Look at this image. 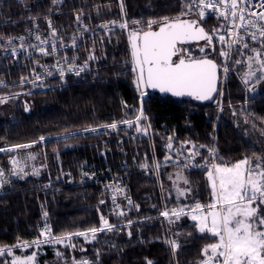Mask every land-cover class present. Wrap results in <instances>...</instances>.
Here are the masks:
<instances>
[{"label":"trees","instance_id":"trees-1","mask_svg":"<svg viewBox=\"0 0 264 264\" xmlns=\"http://www.w3.org/2000/svg\"><path fill=\"white\" fill-rule=\"evenodd\" d=\"M124 5L129 21L174 17L181 10V0H124ZM80 10L90 12L98 24L116 18L120 7L113 0H72L58 8L47 1H38L30 9L6 2L0 6V35L23 33L32 24L30 17L51 16L59 31H70L75 27V15ZM216 23L210 17L205 26L211 29ZM137 27L143 25L129 24L130 31ZM102 36L103 44L100 43ZM203 44L190 47L195 57L204 55L198 52ZM219 47L217 45L216 53L210 54L218 64L223 62L218 54ZM88 49H94L98 59L89 61L90 67L81 77L66 75L64 82L54 74L43 78L42 86L30 82L21 86V76L34 79L28 71L38 68L35 60L40 64H53L60 56H36L25 65L15 61L9 69L0 66V78L8 82L6 87H0V96L7 98L19 94L6 105H0L1 113L4 107L9 110L5 118H0V147L31 143L44 136L43 144L36 143L24 151L40 152L48 169L40 178L13 180L0 192V247L31 242L39 237L44 226V212L48 213L54 234L98 227L102 212L117 230L99 233L91 243H85L83 237H73L75 249L49 244L37 250L33 245L13 248V255L24 257L36 252V264H73L74 258L77 261L87 259L91 264H147L148 260L152 264H199L204 258L202 249L215 238L200 233L189 215H181L179 219L171 217L173 222H170L160 213L166 207L186 205L188 212L196 202L207 204L211 201L207 176L210 167L191 165L209 164L208 149L213 145L215 133L217 164L230 166L245 157H262L264 81L249 93L241 79L246 67L229 64L235 70L224 75L223 108L219 115L210 104L153 94L143 100L147 119L140 123L151 126L147 135L124 124H119L118 131L105 129L100 125L123 119L135 121L141 107L142 97L133 82L129 34L117 31L86 37L67 56H78L76 63L82 64ZM220 75L222 77V70ZM26 103L27 112L24 110ZM245 120L263 138L261 146L250 143L241 133L238 125ZM86 127H96L98 131L89 133L84 131ZM170 136L173 137L172 149L167 148ZM184 141L205 146L199 148L200 155L195 160L188 158L187 148L182 147ZM16 152L0 153V164L7 169L9 156ZM166 156L172 159L165 160ZM145 162L149 164L147 170L141 167ZM157 163L160 167L154 169ZM186 164L189 166L182 167ZM85 172L89 175H83ZM173 173H182L190 181L192 195L188 199L179 201L176 195L166 197L164 191L170 186L169 176ZM115 177L128 189V198L133 201L130 208L124 207L127 202L117 201L125 211L124 216L116 214L118 209L114 211L111 201L109 186ZM101 200L105 203L100 204ZM134 205H139V210ZM129 219L133 222L130 228L127 226ZM172 240L179 245L175 253L167 243ZM81 247L86 251H80ZM58 251L63 257L56 255ZM12 258L0 257V264Z\"/></svg>","mask_w":264,"mask_h":264},{"label":"snow or ice","instance_id":"snow-or-ice-1","mask_svg":"<svg viewBox=\"0 0 264 264\" xmlns=\"http://www.w3.org/2000/svg\"><path fill=\"white\" fill-rule=\"evenodd\" d=\"M22 2V0H21ZM61 0H52L53 4L60 3ZM119 7L122 17L126 15L124 0H120ZM83 11L80 10L76 15V23L81 24ZM196 17V18H192ZM214 18L216 25L208 29L205 24L208 18ZM35 21V17H30ZM49 28L47 38L35 34V40L38 44L25 43V36H3L0 35V52L5 54V58L19 59L21 53H27L28 58H32V53L28 49L37 50L43 56H52L59 54L60 59L56 60L54 65L40 64L35 60L38 67L43 69V75L52 76V71L59 75L61 82L67 74L80 76L81 73L89 69V61H96L98 57L94 49H88V55L82 64H77L78 56L68 57L63 54V49L68 47L77 48L76 35L71 38V43L67 44L58 35L53 27L50 18H46ZM100 24L98 27L105 29L108 33L113 32L115 26L123 30H128L129 24L143 25L130 31L129 41L131 44V63L134 74V84L140 91L141 97L146 95L144 91L147 88L158 89L161 93H170L173 97H191L198 101L212 100L214 94L218 92L217 81L218 72L222 70L227 76L230 70H235L232 66H245L246 71L242 72L241 79L249 93H253L256 85L264 81V0L253 3V0H181V10L174 17L163 16L160 18H150L147 21L127 20L122 22L111 21ZM83 31H88L86 26ZM31 35V30H29ZM18 40L19 46L13 42ZM204 44L198 48V52L204 54L197 58L192 50L184 47H178L191 42H201ZM95 43V42H94ZM100 43H104L103 36ZM59 45V47H58ZM223 58L222 63H217L215 59L210 58L211 53L217 52ZM234 54H236L234 56ZM259 73V75H257ZM34 79L21 76V86L30 82L36 86H42L43 75L31 70ZM37 82H41L38 84ZM0 86H6L0 81ZM31 93H29L30 95ZM223 93L220 92V95ZM19 94H12L10 97L0 96V105L8 103L9 99H15ZM127 108V105H124ZM24 110L29 111L27 103ZM233 115H236L234 112ZM147 119L143 110V100L138 109V115L135 121L132 119H123L119 122L100 125L101 128L119 130V124L127 125L129 128L136 127L137 132L143 131L147 135V129L151 127L142 126L141 120ZM245 123H248L245 120ZM86 132H97L96 127H86ZM173 137H168L167 148L172 149ZM45 137L41 136L39 141L31 143L15 144L10 147H0V153L16 152L20 149L33 148L36 143L43 144ZM190 145V147H188ZM182 147L187 148L188 158L195 160L200 155L199 147L192 141L182 142ZM213 156L216 155L215 148L208 149ZM35 153H27L19 159L10 157L13 165L12 176L24 179L27 175H38L39 170L33 169L32 173H26L24 166H21V160H35ZM171 156H166L165 160H171ZM189 165H184L188 167ZM192 167H205L199 162L192 164ZM144 169L149 168L147 162L141 164ZM155 168H159L157 163ZM83 175L88 176L85 172ZM211 188V201L207 204L196 202L190 207L188 212L185 207L167 208L160 213L161 216L169 219L175 217L179 219L181 215H190L193 221H196V227L200 233H207L215 240L207 244L201 251L204 257L199 264H264V157L257 156L255 161L245 157L230 166L213 163L207 172ZM182 180L184 185H190V181L180 174H177V181ZM177 181H173L174 186ZM11 181L5 178L4 169H0V189ZM114 192H123L118 187H113ZM178 197H187L192 195L190 186L180 188L176 187ZM114 211L119 209L116 214L124 216L125 211L117 203V196L112 197ZM129 205L133 201L126 197ZM105 201L101 200L100 204ZM139 210V205H134ZM155 207V206H153ZM100 212V209H97ZM48 213L44 212L45 225L40 231L39 237L31 242L23 241L14 246L0 247V257L11 256V261L4 260L3 264H35L36 252L21 257L13 255V248H31L33 245L39 250L42 244H64L65 247L75 249L76 244L73 237H83L85 243H91L97 239L99 233L113 232L117 226L110 223L108 218L101 212L100 225L92 226L84 231L76 230L61 234H54L51 227L47 224ZM132 220L127 221L130 228ZM131 237V231L128 232ZM43 237V239H41ZM67 242V243H65ZM173 252L179 247L175 240L167 241ZM80 251H86L83 247ZM58 257H63V253L57 252ZM99 256V251H97ZM73 264H91L87 259L79 261L73 259ZM147 264H152L148 260Z\"/></svg>","mask_w":264,"mask_h":264},{"label":"built area","instance_id":"built-area-1","mask_svg":"<svg viewBox=\"0 0 264 264\" xmlns=\"http://www.w3.org/2000/svg\"><path fill=\"white\" fill-rule=\"evenodd\" d=\"M38 1H47L53 7L58 8V7L66 4L68 2H71L72 0H61V2L57 3V4H53L52 0H22V2H21V0H0V6L2 4L6 3V2H12V3L18 4V5H21V6L25 7V8H29L30 9L31 6L33 4H35V3H37ZM113 1H116L118 4L120 2V0H113ZM258 2H259V0H253V3H258ZM82 11H83V16H82L83 23H82V25L81 24H77L76 23V19H75V27L73 29H71L70 31H66V32L65 31L64 32L63 31H59L56 28V26L54 25V21H53L52 17L48 16V17H45V18H42V19L37 18V19H35V21L33 20L32 24L29 25L24 30L23 33H20V34H17V35H13V36L14 37L25 36L26 37L25 43L38 44L39 42L35 40V34H37V27L36 26H38V34H40L42 37L47 38L48 35H49V31L50 30L48 28V23H47V19L46 18H50L51 21H52L53 27L57 30L58 35L64 40L65 43L70 44L72 36L76 35L78 37L77 44L79 46V42L84 40L86 37L94 38L97 34H110L105 29L98 27L100 24L109 23V26L112 27V25L110 23L111 21L115 20V21H118V22H122V20L127 19L126 15L122 17L121 10H119V15L116 18L111 19L109 21H105V22H101V23L96 24V22L93 19V17L91 16L90 12H87L85 10H82ZM77 13H76V15H77ZM76 15H75V18H76ZM84 26H86L88 28V31H86V32L83 31V27ZM29 30H31V33H32L31 35L29 34ZM117 31H124V32L129 34L130 33V28L128 27V30H123V29L119 28V26L117 25V26H115L113 28V32H117ZM3 36H7V35H3ZM0 43H3V41H0ZM13 43L16 44L17 46H19L20 42L18 40H16ZM58 47H59V45H58ZM77 48H75V49H77ZM75 49L72 48V47H68L66 49H63L62 51H63V54L67 55L69 53V51L75 50ZM28 51L32 53V58H34L36 56H43L37 50L28 49ZM58 56H60V55L56 54V55L44 56V57H58ZM32 58H28L27 53H21L19 55V59L18 60L12 59V58H5V54L3 52H0V66L2 65L5 69H9V67L15 61L18 62V63H21V65H25L27 63V61L32 59ZM56 60L57 59H55L53 64H47V63H41V64L54 65L56 63ZM31 70L32 69H30L28 72H29L30 76L33 77L31 75ZM52 71H53L54 74H57L55 72V68H53ZM36 72L41 73L43 75V69L40 68V67H38L36 69ZM82 74L83 73H81V75ZM67 75L75 76L74 74H67ZM81 75L80 76H75V77L79 78V77H81ZM46 77H51V76L43 75V78H46ZM0 81H3L4 84L7 86L8 82H7L6 78H0ZM223 82H224V74L221 77L220 92H222ZM6 86H0V87H6ZM220 92H219V95H218L219 105L222 102V95H220ZM143 110H144V108H143ZM214 148H215L216 154H217L216 146H214ZM213 163H216V155L213 156V162L209 163L208 166L211 167V165ZM110 185L113 186V187H118V188H121V189L124 190L123 192H114L113 188H111V197L115 194L117 196V201L127 202V204L124 207L125 208H130L131 205L128 204V200L126 199V197H128V194H127L128 189L125 186H122L121 181L117 177H115V178H113L111 180ZM111 201H112V199H111Z\"/></svg>","mask_w":264,"mask_h":264},{"label":"rangeland","instance_id":"rangeland-1","mask_svg":"<svg viewBox=\"0 0 264 264\" xmlns=\"http://www.w3.org/2000/svg\"><path fill=\"white\" fill-rule=\"evenodd\" d=\"M247 70V69H246ZM257 75H259V73H257ZM6 105V104H5ZM218 106V107H217ZM216 107H214L215 109H216V111H217V115H219L220 113H221V111H222V108H223V105H222V102L220 103V105H219V102H218V105H217ZM241 109V108H240ZM251 111V110H250ZM7 114H9V110L6 108V107H4L3 108V110H2V113H1V111H0V118H5V116L7 115ZM219 122V119L217 118V120H216V124ZM239 123V122H238ZM243 123H245L244 121H242L241 123H240V125H238L239 126V128H240V131H241V133L243 134V136L250 142V143H252V144H256V146H261V144H263V138L262 137H260L259 136V134L258 133H255L254 131H253V129H252V126L250 127V125H247V124H245V126H242V124ZM216 131H217V129H216ZM215 135H216V133H215ZM214 135V141H213V145H212V147L211 148H214V146H216V149H217V141H216V136ZM255 142V143H254ZM216 143V144H215ZM188 147H190V145L188 146ZM210 148V149H211ZM217 151H218V149H217ZM27 153H35L36 154V159L35 160H21V166H24V169H25V172L26 173H32V171H33V169H38L39 170V174L38 175H27V176H25V178L24 179H20L19 177H17V176H12L11 175V169H12V167H13V165L11 164V161H10V156H9V158H8V168L6 169L3 165H1L0 164V169H4V171H5V178H7V179H9L10 181H13V180H25V179H27V178H31V177H33V178H40L41 176H43V175H45L46 173H48V169L46 168V164H45V162H44V158H43V155L40 153V152H37V151H31V150H26V151H24V149H20V150H18L13 156H11V157H16L17 159H19L21 156H26L27 155ZM210 154V153H209ZM262 157H264V152H263V155H262ZM210 162L209 163H212L213 162V155H211L210 154ZM253 161H255V158H253L252 159ZM216 164H217V160H216ZM206 166H208V165H206ZM182 167H184V166H182ZM211 168V167H210ZM154 169H156L155 167H154ZM177 174H180V175H182L181 173H176L175 175H174V177H175V179H176V181H177ZM183 176V175H182ZM184 177V176H183ZM182 182V180H180V181H177V183L178 184H180ZM8 185V184H7ZM7 185H5V187L7 186ZM183 186V185H182ZM4 187V188H5ZM3 188V189H4ZM3 189H0V192H2L3 191ZM121 209H123V208H121ZM119 211V209L116 211V212H118ZM49 218L47 217V220H46V222H47V224L50 226V224H49ZM196 222V221H195ZM44 225H45V221H44ZM44 227V226H43ZM51 227V226H50ZM42 239H43V237H42ZM66 243V242H65ZM42 245H49V244H42ZM62 246H64V244H61ZM35 264H36V262H35Z\"/></svg>","mask_w":264,"mask_h":264},{"label":"water","instance_id":"water-1","mask_svg":"<svg viewBox=\"0 0 264 264\" xmlns=\"http://www.w3.org/2000/svg\"><path fill=\"white\" fill-rule=\"evenodd\" d=\"M200 43H204V42L203 41H201L199 43H197V42H191V43L186 44V45L200 44ZM130 46H131V44H130ZM182 46H185V45H182ZM178 47H180V46H178ZM218 77H219V79L217 81L218 92L216 94H214L213 99L212 100H209V101H198V100H194L191 97H187V96H185V97H173L170 93H161V92H159L158 89H151V88H147V89L144 90L146 92V95H144L142 97V100H147L150 95L158 94L161 97H170V98L176 99V100H182V99L192 100V101H194L196 103H200V104H210V105H213L214 107H216L218 105V102H219L218 95H219L220 87H221V75H220V71L218 72Z\"/></svg>","mask_w":264,"mask_h":264},{"label":"crops","instance_id":"crops-1","mask_svg":"<svg viewBox=\"0 0 264 264\" xmlns=\"http://www.w3.org/2000/svg\"><path fill=\"white\" fill-rule=\"evenodd\" d=\"M245 124H246V123H243V126H245ZM175 174H176V173H173V174H171V175L169 176L170 186H169L168 188H166L165 191H164V193L166 194V197H167V198H168V197H169V198H172L173 195H176L179 201H180V200L188 199V196H187V197H178L177 192H176V187L184 188V187H188V185H184V183H183V181H182L180 184L176 183V185L174 186L173 181H176V179H175V177H174ZM181 174H182V173H181ZM182 175L185 177L184 174H182ZM185 178H186V177H185ZM182 185H183V186H182ZM173 193H174V194H173ZM189 220L193 221V220L191 219L190 215H189ZM194 222H195V221H194ZM195 223H196V222H195Z\"/></svg>","mask_w":264,"mask_h":264},{"label":"flooded vegetation","instance_id":"flooded-vegetation-1","mask_svg":"<svg viewBox=\"0 0 264 264\" xmlns=\"http://www.w3.org/2000/svg\"><path fill=\"white\" fill-rule=\"evenodd\" d=\"M194 45H197V44L185 45V46H180V47H184V48H188V49H190V47H192V46H194Z\"/></svg>","mask_w":264,"mask_h":264}]
</instances>
